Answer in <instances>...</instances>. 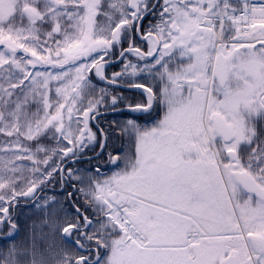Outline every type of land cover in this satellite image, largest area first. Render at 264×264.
<instances>
[{
    "label": "snow or ice",
    "instance_id": "1",
    "mask_svg": "<svg viewBox=\"0 0 264 264\" xmlns=\"http://www.w3.org/2000/svg\"><path fill=\"white\" fill-rule=\"evenodd\" d=\"M25 209L0 264H264V0H0V239Z\"/></svg>",
    "mask_w": 264,
    "mask_h": 264
},
{
    "label": "trees",
    "instance_id": "2",
    "mask_svg": "<svg viewBox=\"0 0 264 264\" xmlns=\"http://www.w3.org/2000/svg\"><path fill=\"white\" fill-rule=\"evenodd\" d=\"M120 68V65L117 64L113 67H109L107 69L108 75H111L112 72L118 71ZM96 87L103 88L105 87V84L102 82H99ZM97 89V90H98ZM121 89L117 88L114 90V92H120ZM127 94V93H126ZM106 111L104 108L100 109V112ZM127 117H117L113 114H101L99 116V121L106 125L108 122H110L113 119H123ZM141 122H143V118H141ZM113 148L119 149L121 152H127L128 151V141L127 139H120L118 136L115 137L111 143V146L109 150H112ZM106 155V154H105ZM121 167H123V163H121ZM103 171L107 172L108 174H111L112 171H115L116 169L112 168L111 166L102 169ZM49 195H55L58 199L63 198V193L59 192H49ZM81 204H83V200L80 201ZM58 205H53L50 207L47 212L50 214L54 208H58ZM67 208L68 206L65 205ZM45 220V213L44 212H34L32 210L25 209L19 216V223H18V231L15 233V235L11 239H0V249L7 248L11 244H16L20 246L21 248L28 246L31 244L32 237L35 234L37 237H40L43 234L49 233L50 229L43 226ZM6 231V230H5ZM57 244L62 247H69V245L65 244L63 241H60L57 239Z\"/></svg>",
    "mask_w": 264,
    "mask_h": 264
},
{
    "label": "rangeland",
    "instance_id": "3",
    "mask_svg": "<svg viewBox=\"0 0 264 264\" xmlns=\"http://www.w3.org/2000/svg\"><path fill=\"white\" fill-rule=\"evenodd\" d=\"M97 88V87H96ZM98 89V88H97ZM97 92H98V90H97Z\"/></svg>",
    "mask_w": 264,
    "mask_h": 264
}]
</instances>
